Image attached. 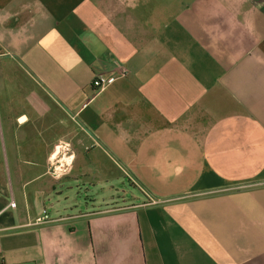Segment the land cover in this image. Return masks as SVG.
<instances>
[{"label":"crops","instance_id":"0c3cea01","mask_svg":"<svg viewBox=\"0 0 264 264\" xmlns=\"http://www.w3.org/2000/svg\"><path fill=\"white\" fill-rule=\"evenodd\" d=\"M0 264H264V0H0Z\"/></svg>","mask_w":264,"mask_h":264},{"label":"built area","instance_id":"2783aa9c","mask_svg":"<svg viewBox=\"0 0 264 264\" xmlns=\"http://www.w3.org/2000/svg\"><path fill=\"white\" fill-rule=\"evenodd\" d=\"M126 74V69L120 68L117 71H111L108 73H99L92 77L91 86L95 92L102 90L106 85L112 83L118 77L124 76ZM54 172V170H53ZM13 205L14 203H10ZM48 220V216L44 214L42 217L37 218V221H46Z\"/></svg>","mask_w":264,"mask_h":264},{"label":"rangeland","instance_id":"374dc122","mask_svg":"<svg viewBox=\"0 0 264 264\" xmlns=\"http://www.w3.org/2000/svg\"><path fill=\"white\" fill-rule=\"evenodd\" d=\"M74 172H76L75 165H73L71 168V174H73ZM109 172H111V170ZM118 188L125 190V192L128 193V195H127L128 198H130V196H131V194L129 192H131V193L132 192L135 193L134 191L138 192L136 189L133 190V188L130 185H128L126 181L123 182L122 185H119Z\"/></svg>","mask_w":264,"mask_h":264}]
</instances>
